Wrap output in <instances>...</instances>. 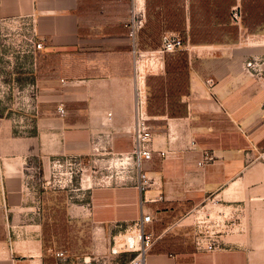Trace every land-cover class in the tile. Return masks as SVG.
<instances>
[{
    "label": "crops",
    "instance_id": "1",
    "mask_svg": "<svg viewBox=\"0 0 264 264\" xmlns=\"http://www.w3.org/2000/svg\"><path fill=\"white\" fill-rule=\"evenodd\" d=\"M29 14L50 74L27 67L0 104V264L44 263L35 234L5 225L20 198L22 160L36 159L43 170L55 155L130 150L135 87L149 107L152 153L141 165L154 182L143 192L131 181L91 186L92 224L118 228L140 209L161 218L212 202L236 211L246 228L221 233L219 249L191 251L186 262L264 264V212L251 223L246 204L264 198V0H0V18ZM131 17L141 21L133 52ZM169 34L181 38L188 65L183 91L171 100L182 104L177 113L166 112L164 84L180 78L158 79L162 89L147 78L164 74ZM203 153L210 159L198 165ZM144 264L173 258L148 252Z\"/></svg>",
    "mask_w": 264,
    "mask_h": 264
},
{
    "label": "rangeland",
    "instance_id": "2",
    "mask_svg": "<svg viewBox=\"0 0 264 264\" xmlns=\"http://www.w3.org/2000/svg\"><path fill=\"white\" fill-rule=\"evenodd\" d=\"M9 25V22L0 24V104L6 103L14 77L27 67L36 69L37 62L43 59L39 50L36 55L13 52L17 48L14 45H19V41L17 35L7 34L5 28ZM136 55L138 58L140 54ZM149 63L154 64L150 65L154 69L155 59H150ZM153 81L158 85V79ZM158 92L157 87L154 95L157 96ZM127 151L95 149L80 155H55L43 170L39 169L36 159L24 158L19 180L20 198L15 206L12 205L6 227H14L20 235L35 234L41 241L45 257L52 263L54 257L51 251L65 248L72 257L89 255L105 264H123L139 245V242L136 244L128 240L137 234L132 223L134 220L118 228L114 224L113 227L98 229L90 220L86 201L91 186L122 182L133 174L131 161L125 157ZM246 204L252 210L249 216H252L251 223H254L255 211H259V215L264 212V198L246 201ZM223 210L232 213L235 224L238 223L232 231L246 228L244 222L239 226L241 222L232 208L219 209L212 202H207L205 205L185 208L177 215L151 217L143 225L144 232L151 234V244L146 253L163 252L173 258V264H188L186 260L189 253L200 250L195 248L193 242L198 214L201 211L209 212L207 219L202 218L205 219L204 224L216 227L215 216L222 215ZM113 248L117 251L112 252Z\"/></svg>",
    "mask_w": 264,
    "mask_h": 264
},
{
    "label": "built area",
    "instance_id": "3",
    "mask_svg": "<svg viewBox=\"0 0 264 264\" xmlns=\"http://www.w3.org/2000/svg\"><path fill=\"white\" fill-rule=\"evenodd\" d=\"M232 18L237 19L238 14L233 8L231 12ZM9 22V27L5 28L7 34L12 36L17 35L16 38L19 41V45L15 44L17 47L13 52L29 53L31 55H36L37 51L43 47V40L36 34L35 28V18L32 14L29 15H14L10 17L0 18V24ZM140 26L139 19H133L131 17L128 29V36L131 42V50L134 51V34L137 28ZM181 42L175 34L166 35L162 41V51H171L174 49L181 48ZM34 63V62H33ZM248 66H254L255 61H248ZM135 96L133 101V122L131 125L132 133V145L129 151L125 152L126 158H129L131 165L133 166V174L128 175L126 180L131 181L135 187L140 191H145L146 188L153 185V178L148 175L147 171L142 168L141 163L143 160L149 159L152 153L151 146V136L152 127L148 124V117L143 108V100L138 95V88L134 89ZM56 110L59 114L64 112L61 105L56 106ZM210 159L206 153H203L202 157L196 161L198 165L207 162ZM222 215L217 214L215 226L208 227L204 224V220L210 216L209 212L204 213L203 211L198 214V219L196 220L193 242L196 249L213 251L219 249L221 238V233L231 232L233 226L235 227V218L229 211H222ZM232 216V218H231ZM205 219H202V218ZM231 218V219H230ZM151 220V215L148 212L140 209L139 216L132 222L137 230V243L139 245L133 250L135 253L129 257L123 264H144V258L146 249L151 244V234L149 232H144L143 225ZM206 225V227H205ZM237 228V226L235 227ZM117 249L113 248L112 252H116ZM54 257L53 264H105L104 262H99L95 256H74L69 255L65 248L54 249L51 251Z\"/></svg>",
    "mask_w": 264,
    "mask_h": 264
},
{
    "label": "trees",
    "instance_id": "4",
    "mask_svg": "<svg viewBox=\"0 0 264 264\" xmlns=\"http://www.w3.org/2000/svg\"><path fill=\"white\" fill-rule=\"evenodd\" d=\"M235 20V19H234ZM178 39L181 42L182 45V40L181 38L178 37ZM43 58V59H42ZM42 60H39L37 62L36 65V75L40 74V72H42L41 74L43 75H49L50 74V65L47 63L48 61L45 60L44 55L42 56ZM48 68V70H46ZM163 68H164V74L161 75H149L147 76L148 79H161L162 77L164 78H175V77H179L180 78V82L179 84H177L176 86L172 85H167L165 82V96H166V106H167V111L168 113H177L181 111V107L182 104L179 102H171V100L173 99V97L178 94V92L183 91V87H184V81L186 80L187 77V70H188V65H187V61H186V55L184 52H182L179 49H174L171 51H163ZM39 69V71H38ZM146 78V80H147ZM162 82V80H160L159 84ZM161 89L163 87V84H160ZM162 94V92H161ZM154 94H152L153 96ZM154 101H156L155 106H158L159 110H162V106H164V101H162L161 95H154L153 96ZM159 99H161L160 101H158ZM149 107L146 104L145 105V111L146 113H148ZM43 264H53L52 262L49 261V259H47L46 257H44V263Z\"/></svg>",
    "mask_w": 264,
    "mask_h": 264
},
{
    "label": "bare ground",
    "instance_id": "5",
    "mask_svg": "<svg viewBox=\"0 0 264 264\" xmlns=\"http://www.w3.org/2000/svg\"><path fill=\"white\" fill-rule=\"evenodd\" d=\"M137 235H138V233L136 234V237H133V236H131L128 240H129V242H132V243H136L137 244Z\"/></svg>",
    "mask_w": 264,
    "mask_h": 264
}]
</instances>
